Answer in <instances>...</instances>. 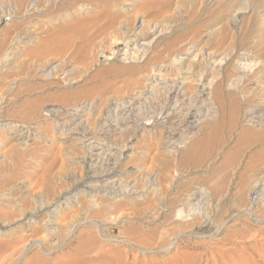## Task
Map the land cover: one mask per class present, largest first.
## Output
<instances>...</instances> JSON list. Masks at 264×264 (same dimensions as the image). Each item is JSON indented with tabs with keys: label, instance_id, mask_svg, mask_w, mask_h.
I'll return each mask as SVG.
<instances>
[{
	"label": "rangeland",
	"instance_id": "374dc122",
	"mask_svg": "<svg viewBox=\"0 0 264 264\" xmlns=\"http://www.w3.org/2000/svg\"><path fill=\"white\" fill-rule=\"evenodd\" d=\"M0 264H264V0H0Z\"/></svg>",
	"mask_w": 264,
	"mask_h": 264
},
{
	"label": "bare ground",
	"instance_id": "6f19581e",
	"mask_svg": "<svg viewBox=\"0 0 264 264\" xmlns=\"http://www.w3.org/2000/svg\"><path fill=\"white\" fill-rule=\"evenodd\" d=\"M124 54V53H123ZM136 54V53H135ZM126 56H128L127 54H125ZM131 56H132V54H131ZM129 58V57H128ZM184 58V57H183ZM127 59V58H126ZM182 59V58H181ZM180 59V60H181ZM132 60V59H131ZM130 60V61H131ZM177 60V59H176ZM183 60V59H182ZM129 61V62H130ZM179 61V60H178ZM127 62V61H126ZM133 62V61H132ZM183 73H185V74H187L188 75V72L185 70V71H183ZM186 77H188V76H186ZM183 78V77H182ZM181 78V79H182ZM184 80L186 79L185 77L183 78ZM163 80V79H162ZM181 81L180 80V82H177L176 83V86L174 85L172 88H171V90H170V92H175V95H174V100H173V102H172V105L171 106H169V107H167L166 108V111H167V114L165 115L168 119H171V118H177L176 119V121H171V123H172V125H170L169 127H170V130H169V133L172 135V136H176V135H178V134H181V132H182V130L184 129V133H185V131L188 129V128H197V126L199 125V119H200V117L202 116V114H200V113H193V112H191V110H192V105L190 106V102H189V99H188V97H185L184 95H182V85L185 83V81ZM164 81V80H163ZM150 82L153 84H156L157 86L156 87H158V84L160 83V81H158L157 80V77H153V76H151L150 77ZM178 84V85H177ZM153 88H154V86H153ZM207 89H209V87H208V85H206L204 88H202V94H201V97L202 96H205L202 100L203 101H201L202 102V107L201 108H204L205 109V115H207L208 116V113H213L214 111H213V108L216 106V109H217V111L220 113V114H223L224 112H225V109H226V107H227V105H230V104H232L233 102L232 101H230L229 99H228V101L225 99V97H224V95H223V93H222V91H221V88H219V87H216L215 89H213V91H210V90H208V91H206L205 92V90H207ZM151 90L152 89H149V90H146V91H144L142 94H141V96H138L137 98H132L131 99V101L129 100V101H126L127 103H126V105L124 106V108H123V113H121L120 115H121V117L119 116V117H117L116 119H118V120H121L122 122H120V123H129V122H131V119L132 118H134V116L137 114V112L139 113L140 111L138 110V108H139V101L140 100H142V99H145L144 97H146V95H148L149 93H151ZM154 95V94H153ZM197 97H200V96H197ZM198 100V99H197ZM199 100H200V98H199ZM212 100H213V102H214V104H215V106L213 107V102H212ZM232 100V99H231ZM193 107H194V105H193ZM215 109V108H214ZM186 110V112L182 115V116H184V118H185V114H189L190 116H189V119H188V125H186V126H184V125H182L181 124V121L182 120H180V118H182V116L180 115V116H178L179 114H181L183 111H185ZM207 112V113H206ZM74 113V112H73ZM232 113H233V115H235V111L234 110H232ZM75 114L76 113H74V116H75ZM140 114V113H139ZM70 115V114H69ZM78 115V114H77ZM68 116V115H67ZM73 116V115H72ZM210 116V115H209ZM136 117V116H135ZM77 118V117H76ZM141 119V118H140ZM155 120V119H154ZM116 121V120H115ZM134 122H135V120H133ZM132 121V122H133ZM118 122V123H119ZM168 122H170L169 120H168ZM212 122V121H211ZM112 123V122H111ZM114 123V122H113ZM116 123H117V121H116ZM214 123H212V125H213ZM117 125H119V124H117ZM121 126H122V124H120ZM106 126V125H105ZM166 126V125H165ZM215 126H218L217 125V123H215ZM214 127V126H213ZM123 130V129H122ZM191 130V129H190ZM216 130H217V128H214L213 129V132H216ZM188 131V130H187ZM188 132H190V131H188ZM187 132V133H188ZM249 131L248 130H244V129H242V131H241V135H246L247 133H248ZM186 133V134H187ZM184 136V135H183ZM210 137H211V135H209L208 137H207V140H209L210 139ZM179 138V137H178ZM172 140V139H171ZM174 140H177V139H174ZM180 142H179V144H182V145H184V144H186L188 141H189V136L187 137L186 135L184 136V137H180ZM98 143V142H97ZM176 142L175 141H171V143H170V145H169V143H168V149H166V150H168V151H170V149H172L173 150V148L175 147V146H177L176 144H175ZM201 142H198V143H196V145H198V144H200ZM91 144H93L92 142H88V145H91ZM196 145H195V148H197L196 147ZM87 146V145H86ZM174 146V147H173ZM90 148H92L93 150L94 149H97V144H93ZM103 147H99V149H102ZM167 148V147H166ZM170 148V149H169ZM89 149V148H88ZM167 151V152H168ZM174 151V150H173ZM172 151V152H173ZM171 152V151H170ZM98 154H100V152L98 153ZM102 154V153H101ZM105 155V154H104ZM108 156H110V155H108ZM106 157H107V155H106ZM102 159L104 158L103 156L101 157ZM106 159H108V158H106ZM101 160V159H100ZM109 160V159H108ZM107 160V161H108ZM104 161H105V159H104ZM107 161H105L106 163H110V162H107ZM112 164V163H111ZM109 165V164H108ZM114 165V164H113ZM113 183V182H112ZM115 183V182H114ZM109 185V184H108ZM113 184H111V186H112ZM119 185H121V184H119ZM107 186V185H106ZM121 186H123V185H121ZM127 186V185H126ZM125 186V188H127ZM105 187V186H104ZM109 188V187H108ZM119 188V187H118ZM131 188V187H130ZM122 189H124V188H122ZM109 190V189H108ZM114 190V189H113ZM121 190V189H120ZM104 191H106V189H104ZM122 191V190H121ZM129 191V190H128ZM108 192V191H107ZM114 193V192H113ZM194 194H196L195 192H194ZM108 195H109V193H108ZM125 195V194H124ZM198 195V194H197ZM192 196V195H191ZM199 196V195H198ZM254 197V196H253ZM191 198V197H190ZM193 198V197H192ZM189 201H191V199L189 200ZM188 204H191V203H188ZM192 205V204H191ZM193 206V205H192ZM191 206V207H192Z\"/></svg>",
	"mask_w": 264,
	"mask_h": 264
}]
</instances>
